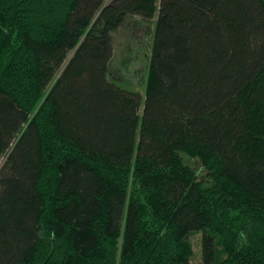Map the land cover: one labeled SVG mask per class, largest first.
I'll use <instances>...</instances> for the list:
<instances>
[{"label": "trees", "instance_id": "obj_1", "mask_svg": "<svg viewBox=\"0 0 264 264\" xmlns=\"http://www.w3.org/2000/svg\"><path fill=\"white\" fill-rule=\"evenodd\" d=\"M4 158L0 264H264V0H0Z\"/></svg>", "mask_w": 264, "mask_h": 264}, {"label": "rangeland", "instance_id": "obj_2", "mask_svg": "<svg viewBox=\"0 0 264 264\" xmlns=\"http://www.w3.org/2000/svg\"><path fill=\"white\" fill-rule=\"evenodd\" d=\"M156 19L131 17L127 24L115 33V53L110 62L109 77L123 88L140 92L145 90ZM4 161L5 158L0 163V169ZM202 236L201 231L190 236L192 245L190 264H203Z\"/></svg>", "mask_w": 264, "mask_h": 264}]
</instances>
